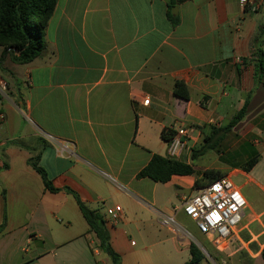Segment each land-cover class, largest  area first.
Here are the masks:
<instances>
[{"label":"crops","instance_id":"obj_1","mask_svg":"<svg viewBox=\"0 0 264 264\" xmlns=\"http://www.w3.org/2000/svg\"><path fill=\"white\" fill-rule=\"evenodd\" d=\"M174 6L176 24L167 0H57L44 51L0 64V264H113L72 191L104 219L120 264H184V225L195 223L181 204L209 169L240 188L247 205L235 240L264 263V84L251 56L260 40L264 51V0L256 11L240 0ZM176 81L187 99L174 95ZM245 100L243 117L221 130ZM178 123L194 127L176 157L194 173L137 177L153 154L167 156L161 132ZM33 155L57 191L28 163Z\"/></svg>","mask_w":264,"mask_h":264},{"label":"trees","instance_id":"obj_2","mask_svg":"<svg viewBox=\"0 0 264 264\" xmlns=\"http://www.w3.org/2000/svg\"><path fill=\"white\" fill-rule=\"evenodd\" d=\"M183 0H167V17L173 24L178 22V17L172 15L171 8ZM57 0H0V64L8 58L13 63L26 64L38 57L46 48L45 30L50 16L54 10ZM264 30V25L261 27ZM259 37H257V40ZM261 40L255 43L251 52L254 63V78L256 82L264 84V51L261 48ZM175 96L187 99L188 92L185 85L176 81L173 87ZM247 100L243 106L234 114L231 120L221 128L223 131L229 130L244 115ZM173 134L171 129H163L161 136L168 141ZM17 143V141H14ZM19 143V142H18ZM194 156V154H193ZM256 161V157H252L243 165L244 169H249ZM28 163L41 175L45 188L54 192L57 191L52 181L47 177L44 169L38 165L37 156L33 155L28 159ZM194 170L188 163L180 161L174 157L161 156L153 154L148 163L143 166L137 173V177H149L156 182H167L173 174H193ZM219 171L209 169L203 172L200 179L195 180V187L199 188L204 184L221 178ZM75 197L82 215L96 234L99 241V247L107 253L113 264H120L119 255L111 248L108 241V232L105 228V221L102 216L88 209L78 198L77 194L71 192ZM191 258L184 264L193 262L199 258L196 247L191 244L189 249ZM261 258L264 260V248L261 251Z\"/></svg>","mask_w":264,"mask_h":264},{"label":"built area","instance_id":"obj_3","mask_svg":"<svg viewBox=\"0 0 264 264\" xmlns=\"http://www.w3.org/2000/svg\"><path fill=\"white\" fill-rule=\"evenodd\" d=\"M244 9L256 11L263 0H240ZM6 84L0 80V91L4 92ZM143 103H148L144 99ZM3 118V116H1ZM173 134L167 141V156L179 157L185 146L186 139L194 131L190 125L174 124ZM247 205L246 199L240 188L229 178H221L210 181L197 188L195 194L186 197L181 208L183 213L196 225L208 243L216 251H223L232 240H237V229L243 216V210ZM121 210L119 205L106 209V214L111 218H117ZM165 225L174 224L172 218H163ZM206 264H218L211 254L206 253ZM189 264H193L192 262Z\"/></svg>","mask_w":264,"mask_h":264},{"label":"rangeland","instance_id":"obj_4","mask_svg":"<svg viewBox=\"0 0 264 264\" xmlns=\"http://www.w3.org/2000/svg\"><path fill=\"white\" fill-rule=\"evenodd\" d=\"M16 121H18V119H16ZM205 160H209L208 153L203 156L202 161ZM184 228L191 234L192 244L196 247L199 253V258H195L192 262L193 264H206V253L211 254L218 264H257L255 259L259 256L254 258L251 257L243 249L241 243L236 240H232L223 251L218 252L210 243L207 242L206 237L197 230L196 225L193 223L191 225L185 224ZM133 239L136 241L137 246H139V240L136 237Z\"/></svg>","mask_w":264,"mask_h":264},{"label":"water","instance_id":"obj_5","mask_svg":"<svg viewBox=\"0 0 264 264\" xmlns=\"http://www.w3.org/2000/svg\"><path fill=\"white\" fill-rule=\"evenodd\" d=\"M175 7L176 6H173V8L171 9V12L174 14L175 13Z\"/></svg>","mask_w":264,"mask_h":264}]
</instances>
